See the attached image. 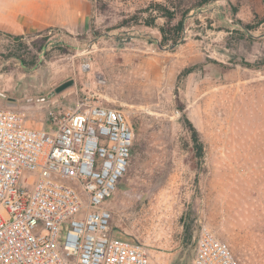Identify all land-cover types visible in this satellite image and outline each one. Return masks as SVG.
Instances as JSON below:
<instances>
[{
  "label": "rangeland",
  "instance_id": "374dc122",
  "mask_svg": "<svg viewBox=\"0 0 264 264\" xmlns=\"http://www.w3.org/2000/svg\"><path fill=\"white\" fill-rule=\"evenodd\" d=\"M87 1L81 33L0 28V105L34 119L49 102L124 112L135 138L109 200L111 230L144 243L150 264H191L203 225L239 264H264V13L242 18L209 0ZM161 27L177 41L163 44Z\"/></svg>",
  "mask_w": 264,
  "mask_h": 264
},
{
  "label": "built area",
  "instance_id": "2783aa9c",
  "mask_svg": "<svg viewBox=\"0 0 264 264\" xmlns=\"http://www.w3.org/2000/svg\"><path fill=\"white\" fill-rule=\"evenodd\" d=\"M134 138L122 110L96 102H49L40 119L0 105V264H150L144 243L111 234ZM191 264L239 262L203 225Z\"/></svg>",
  "mask_w": 264,
  "mask_h": 264
},
{
  "label": "crops",
  "instance_id": "0c3cea01",
  "mask_svg": "<svg viewBox=\"0 0 264 264\" xmlns=\"http://www.w3.org/2000/svg\"><path fill=\"white\" fill-rule=\"evenodd\" d=\"M232 4L242 18L264 13V0H209ZM91 7L87 0H0V28L17 34L60 28L81 33L90 27Z\"/></svg>",
  "mask_w": 264,
  "mask_h": 264
},
{
  "label": "trees",
  "instance_id": "16d2710c",
  "mask_svg": "<svg viewBox=\"0 0 264 264\" xmlns=\"http://www.w3.org/2000/svg\"><path fill=\"white\" fill-rule=\"evenodd\" d=\"M205 2H207V0H203L202 1V3H205ZM180 28H181V20H179L178 21V23L175 25V26H173V30H175V32L176 31H178V29L180 30ZM159 31H160V33H161V37H162V42H163V44H166V43H168V42H171V43H175L176 41H177V36H178V34L176 33V35H174V34H172V35H170L169 34V32H166L165 30H164V28H159ZM179 33V32H178ZM192 129V128H191ZM135 132V131H134ZM192 137H193V142H194V144H195V148H196V151L198 152V154L200 155V151H201V146H200V143H199V141H198V139H197V134H196V132H195V130H193V134H192ZM111 234L113 235V236H116V237H121V238H125V239H132V238H129V237H125V236H121V235H119V234H117V233H114V232H112V230H111ZM195 246V245H194Z\"/></svg>",
  "mask_w": 264,
  "mask_h": 264
},
{
  "label": "water",
  "instance_id": "95a60500",
  "mask_svg": "<svg viewBox=\"0 0 264 264\" xmlns=\"http://www.w3.org/2000/svg\"><path fill=\"white\" fill-rule=\"evenodd\" d=\"M71 84H73V80L69 79L66 80L64 82H62L61 84L57 85L52 92H50V94L48 95L49 97L54 94V93H58L61 92L62 90H64L66 87L70 86ZM43 100V99H42Z\"/></svg>",
  "mask_w": 264,
  "mask_h": 264
},
{
  "label": "bare ground",
  "instance_id": "6f19581e",
  "mask_svg": "<svg viewBox=\"0 0 264 264\" xmlns=\"http://www.w3.org/2000/svg\"><path fill=\"white\" fill-rule=\"evenodd\" d=\"M145 94H147V92L149 91V88H146L143 90Z\"/></svg>",
  "mask_w": 264,
  "mask_h": 264
}]
</instances>
